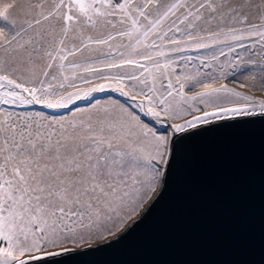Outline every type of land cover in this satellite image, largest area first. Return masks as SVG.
Segmentation results:
<instances>
[{"label":"snow or ice","instance_id":"6c2138e0","mask_svg":"<svg viewBox=\"0 0 264 264\" xmlns=\"http://www.w3.org/2000/svg\"><path fill=\"white\" fill-rule=\"evenodd\" d=\"M257 124L264 0H0V264L111 247L192 141Z\"/></svg>","mask_w":264,"mask_h":264},{"label":"water","instance_id":"95a60500","mask_svg":"<svg viewBox=\"0 0 264 264\" xmlns=\"http://www.w3.org/2000/svg\"><path fill=\"white\" fill-rule=\"evenodd\" d=\"M76 264H264V125L192 141L135 226Z\"/></svg>","mask_w":264,"mask_h":264},{"label":"rangeland","instance_id":"374dc122","mask_svg":"<svg viewBox=\"0 0 264 264\" xmlns=\"http://www.w3.org/2000/svg\"><path fill=\"white\" fill-rule=\"evenodd\" d=\"M100 95H103V94H100Z\"/></svg>","mask_w":264,"mask_h":264}]
</instances>
